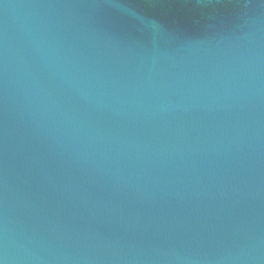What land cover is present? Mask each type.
I'll return each instance as SVG.
<instances>
[{"label":"water","instance_id":"obj_1","mask_svg":"<svg viewBox=\"0 0 264 264\" xmlns=\"http://www.w3.org/2000/svg\"><path fill=\"white\" fill-rule=\"evenodd\" d=\"M0 264H264V0H0Z\"/></svg>","mask_w":264,"mask_h":264}]
</instances>
